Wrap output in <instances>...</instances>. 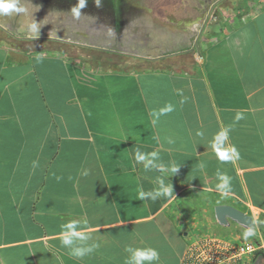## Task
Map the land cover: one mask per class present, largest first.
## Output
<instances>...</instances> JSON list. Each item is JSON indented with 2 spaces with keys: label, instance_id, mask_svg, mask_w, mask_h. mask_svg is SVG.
I'll use <instances>...</instances> for the list:
<instances>
[{
  "label": "crops",
  "instance_id": "crops-1",
  "mask_svg": "<svg viewBox=\"0 0 264 264\" xmlns=\"http://www.w3.org/2000/svg\"><path fill=\"white\" fill-rule=\"evenodd\" d=\"M137 1L115 29L121 48L71 28L0 40V264H123L127 245L182 264L191 238H240L217 222L215 205L264 220V0ZM42 39L90 57L38 48ZM122 55L143 64L122 67ZM168 105L154 124L152 113ZM225 127L240 156L221 163L209 141ZM136 148L180 166L163 174L171 198L138 199L161 173L135 164ZM217 169L232 177L227 198L215 190ZM68 219L89 222L94 253L68 255L60 243Z\"/></svg>",
  "mask_w": 264,
  "mask_h": 264
},
{
  "label": "clouds",
  "instance_id": "clouds-1",
  "mask_svg": "<svg viewBox=\"0 0 264 264\" xmlns=\"http://www.w3.org/2000/svg\"><path fill=\"white\" fill-rule=\"evenodd\" d=\"M87 0H78L77 6L73 7L71 12L74 17L79 18L81 14V9L86 6ZM97 6L101 5V0H95ZM27 10L20 4V0H0V15L8 16L12 14H22ZM30 32H38L39 28L36 23L29 25ZM37 61L41 60V57L38 55L36 57ZM186 99V98H185ZM184 100L181 101L183 103ZM173 110L171 105H168L165 108L159 110V112H153L152 116L154 117L153 123L155 124L160 116L166 115L168 112ZM243 113L237 112L234 119L239 121L243 119ZM230 128L225 127L213 134L212 139L209 141V146L214 150L216 158L221 163H228L235 159H239L240 153L237 148L232 145L227 147L229 140ZM196 135L203 138L204 133L202 131H197ZM173 141L170 139L169 143ZM134 161L135 164H142L143 169L146 172L155 171L161 173V176L157 177V185L154 186L151 190L144 191L141 189L138 192V199L147 201L151 200L153 202L161 198H171L173 196V185L172 183H166L163 178V174L168 173L170 177L176 174L180 166L165 164L160 156L158 151L152 152H143L140 148H136L134 152ZM33 166H36L34 162ZM201 172L206 169V164L201 162L199 164ZM87 175V171L83 173ZM215 178L218 181L215 184V190L222 197L227 198L229 193L232 192V177L226 172L217 169L215 173ZM87 220L80 219H68L60 225V236H61V245L68 250V255L74 259L80 260L84 257L94 253L99 247L100 244L97 242L93 235L87 231L88 227ZM264 224V220L259 222ZM242 237L245 240L254 238L257 235V228L255 224L247 227V230L241 233ZM124 251L127 253V256L124 258L123 264H160V253L159 251L150 246L144 247H133L131 245L125 246Z\"/></svg>",
  "mask_w": 264,
  "mask_h": 264
},
{
  "label": "rangeland",
  "instance_id": "rangeland-1",
  "mask_svg": "<svg viewBox=\"0 0 264 264\" xmlns=\"http://www.w3.org/2000/svg\"><path fill=\"white\" fill-rule=\"evenodd\" d=\"M32 3V2H31ZM136 4H139L135 2ZM35 4V3H32ZM30 9V7H28ZM34 12L32 17L22 14H12L8 16L0 15V25L12 30L15 35L26 34L29 31V25L36 23L38 25L39 31H47L50 29L67 30L69 28L76 29L79 32H85L84 37L87 42H95L107 47L121 48L125 44L120 36L115 35V26L113 22V15L106 13L102 15L98 12H81L79 18L74 17L73 13L65 9L51 8L50 4L41 3L40 5L35 4V8H31ZM17 18L14 20V24L10 25L12 18ZM12 26V28H11ZM103 32H97L102 31ZM109 31V32H104ZM4 34V32H3ZM0 38H2V29H0ZM58 39V38H57ZM82 39V40H83ZM13 40V39H12ZM62 40V39H59ZM235 223L231 222L230 229L233 233L239 232L241 238V233L243 230L237 228ZM258 234V231H257ZM258 235L254 238L256 239ZM244 239V238H243Z\"/></svg>",
  "mask_w": 264,
  "mask_h": 264
},
{
  "label": "built area",
  "instance_id": "built-area-1",
  "mask_svg": "<svg viewBox=\"0 0 264 264\" xmlns=\"http://www.w3.org/2000/svg\"><path fill=\"white\" fill-rule=\"evenodd\" d=\"M252 218L258 231V238L231 239L219 234L191 238L182 264H254L258 255H262L260 264H264V231L259 223V217ZM231 222L247 230L243 225L233 220L230 224Z\"/></svg>",
  "mask_w": 264,
  "mask_h": 264
},
{
  "label": "flooded vegetation",
  "instance_id": "flooded-vegetation-1",
  "mask_svg": "<svg viewBox=\"0 0 264 264\" xmlns=\"http://www.w3.org/2000/svg\"><path fill=\"white\" fill-rule=\"evenodd\" d=\"M31 2L35 3L36 5L47 3L50 4L51 8L53 9H65L70 12L72 8L78 4V0H20V4L26 8L27 11L25 13L26 15H29V17H32L34 14V11L31 8H35V4H32ZM135 2L138 3L137 0H101V5L97 6L95 0H87L86 6L81 9V12H98L102 15H106V13H112L114 17V26L117 30H120L124 24V21L126 20V16L132 11L137 10L139 4H136ZM189 2L192 3V0H189ZM28 7H30V9ZM16 19V17L12 18L10 25H13L14 20ZM0 27L5 34L6 40L15 39L17 37V35H15L12 30H9L4 26Z\"/></svg>",
  "mask_w": 264,
  "mask_h": 264
},
{
  "label": "water",
  "instance_id": "water-1",
  "mask_svg": "<svg viewBox=\"0 0 264 264\" xmlns=\"http://www.w3.org/2000/svg\"><path fill=\"white\" fill-rule=\"evenodd\" d=\"M211 9L208 12V15L206 16L204 20V24L206 20L209 18ZM109 15L112 13H108ZM2 26V25H0ZM3 27V26H2ZM203 27L201 28L200 32L198 33L197 39L200 37L202 33ZM197 44V41H195V45ZM214 215L217 220V222L221 225L228 226L230 224V221L233 220L244 227L251 226L254 224L253 218L250 214L246 213L243 210H240L232 205L229 204H217L214 206ZM262 258V255H258V257L255 260L254 264H260V260Z\"/></svg>",
  "mask_w": 264,
  "mask_h": 264
},
{
  "label": "trees",
  "instance_id": "trees-1",
  "mask_svg": "<svg viewBox=\"0 0 264 264\" xmlns=\"http://www.w3.org/2000/svg\"><path fill=\"white\" fill-rule=\"evenodd\" d=\"M186 1L189 2V0H186ZM208 1H211V0H208ZM0 29H1V27H0ZM0 40H6L5 34H3V31H2V38H0ZM31 41L35 42V40H31V39L27 40L28 43H30ZM38 43H40V44H38V48L44 47L48 43H55L57 46H59L64 51H68V52H70L72 54H76V55H81L83 58L90 57V53L88 52L89 49L82 47V46L75 44V43L61 42L60 40H49V39L39 40ZM106 53L108 55H110V58H116L117 57L115 51L108 50V51H106ZM122 56L124 57L123 62H120L122 67H125V66L138 67V66L142 65L143 61H144L143 59L136 57V56H133V55H122ZM92 61H95V59L93 58Z\"/></svg>",
  "mask_w": 264,
  "mask_h": 264
}]
</instances>
